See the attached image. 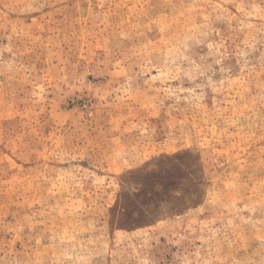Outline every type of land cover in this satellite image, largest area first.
<instances>
[{
  "label": "rangeland",
  "instance_id": "obj_1",
  "mask_svg": "<svg viewBox=\"0 0 264 264\" xmlns=\"http://www.w3.org/2000/svg\"><path fill=\"white\" fill-rule=\"evenodd\" d=\"M0 264H264V0H0Z\"/></svg>",
  "mask_w": 264,
  "mask_h": 264
}]
</instances>
